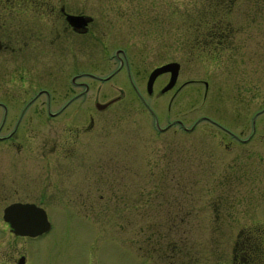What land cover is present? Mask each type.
Segmentation results:
<instances>
[{
    "label": "rangeland",
    "instance_id": "374dc122",
    "mask_svg": "<svg viewBox=\"0 0 264 264\" xmlns=\"http://www.w3.org/2000/svg\"><path fill=\"white\" fill-rule=\"evenodd\" d=\"M33 1L42 13L34 21L27 9L26 59L14 58L10 70L0 66V85L18 81L19 60L20 90L44 86L52 95L63 93L55 80L86 70L93 120L86 132L78 116L21 120L14 138L25 149L66 146L54 187L41 176L31 180L43 158L15 149L3 155L12 183L0 191L20 198L0 197V264H18L20 255L21 264H230L237 234L264 228L262 204L249 211L243 198L246 164L264 160V0ZM58 3L90 16V29L70 35L55 17ZM213 15L230 33L212 48L198 38ZM55 31L69 41L63 50ZM117 49L126 67L118 68ZM167 61L179 65L175 83L160 93L167 73L159 74L146 93L148 72ZM252 115L254 141L224 130L246 136ZM11 201L42 207L48 230L13 234L1 219Z\"/></svg>",
    "mask_w": 264,
    "mask_h": 264
},
{
    "label": "flooded vegetation",
    "instance_id": "af4514ba",
    "mask_svg": "<svg viewBox=\"0 0 264 264\" xmlns=\"http://www.w3.org/2000/svg\"><path fill=\"white\" fill-rule=\"evenodd\" d=\"M2 1L3 0H0V4ZM7 1L9 2L8 4L2 2V4L0 5V29H4L0 32V66L5 69L6 67H9L11 65L9 68L10 70L13 66L11 63L14 58L19 57L20 60L26 59L25 55L21 51H25L24 49H26L28 46L27 39L29 33L22 32L21 30L25 27L26 24L25 19H27V9H34V11H31V13L35 15L32 16L34 21L39 19L38 14H41L42 11L37 10L39 4H37V2L33 0ZM262 4L264 5V1H262ZM56 12L57 16L55 17L63 22L62 27L66 29L68 33H70V35L72 34L82 36L90 29L91 19L79 28H73L70 24L67 23L65 19V14L67 13L86 15L84 12H69L64 9L63 3H58ZM60 34V32L55 31L53 40H57L56 48L62 46L63 50L67 46L66 43H69V41H62V38L59 37ZM18 52L21 53L19 54ZM118 52L121 53V57L118 56ZM15 53H17L18 56L15 55ZM114 54L118 59V68H120L121 64L126 67L125 64L127 60L123 53V50L117 49ZM20 60V64L14 66V68L18 71L16 72L19 73L18 81L22 84L23 80L22 74H20V72H23V67ZM70 67L71 68L69 70H75L72 64L70 65ZM164 73L167 72H162L160 74ZM91 76L92 75L90 74V72L86 70H79L75 71L69 76L68 82L65 78L62 81L55 80L56 82L54 89L57 90V88L62 86L63 93L61 95H59L58 90V93L56 95L52 90V95L51 92L44 86L35 87L33 85V87L29 88V85H27L28 89L20 90L21 88H25L26 85H17L16 82L18 81H14L15 78L10 80V84L0 85V186L5 187V184L12 183L11 180L5 179V169L7 163L3 160V155L12 151V149L21 152L22 155H25V153L29 155L30 152H33L35 156L43 158V164L40 167H36V169H34L35 174L32 176L31 180L36 181L41 176L42 178L40 180L45 181L46 185L50 184L52 187L55 186V183L52 181V173H54V171L56 172V170L59 168L58 157L59 154L61 155L62 151L64 150L66 143H59L56 145L52 143L51 146H48L46 148L39 145L35 149L31 146H27V150L24 148L22 143H19L14 137L17 135V131L23 117H30L33 115L35 116L33 119L40 118L37 115H41L40 119L42 121L59 119L60 117L65 115H68L70 119H72L73 116L74 118L78 116V120L87 121V126H85V124L87 123H81L80 126L82 127H78L79 129H82V132H86L93 120L91 102L86 96L87 92L89 91V81H87L86 78H91ZM101 79L106 78L104 76L101 77ZM0 83H3L2 80H0ZM30 89L31 91H34L30 95H27ZM116 98L117 97H114L113 99L115 100ZM140 98L142 99L141 96ZM112 101L110 103H112ZM35 104L37 106H35ZM76 105L79 107H77ZM93 106L94 108L100 110L94 105V103ZM30 107L31 110H29L28 114L27 109ZM72 108L74 110H72ZM255 114L256 112H254L253 115ZM253 115L250 118L251 128L246 136L240 137L231 130H224L227 131L232 139L236 141L244 143L254 141L255 134L253 133L256 129L254 128ZM64 124L62 127V131L65 129ZM79 133H76V135ZM258 140L260 142H263L264 135L260 133V137L258 138ZM70 142L71 139L68 143ZM62 155H65V153ZM23 160L25 161V158ZM245 171L246 191L243 198L245 199L246 206L250 211V209L253 210L257 206L252 203L259 202L260 204H262V206L260 205L261 213L264 214V160L250 159L249 164H246L245 166ZM1 194L3 195L1 196ZM0 197L15 199L20 198V196H17L15 192H7L4 190L0 191ZM249 231L251 232L243 235L242 238H239L241 234H237V238H235L232 246V256L230 264H264V228H257V233H255V229L253 228L249 229Z\"/></svg>",
    "mask_w": 264,
    "mask_h": 264
},
{
    "label": "water",
    "instance_id": "95a60500",
    "mask_svg": "<svg viewBox=\"0 0 264 264\" xmlns=\"http://www.w3.org/2000/svg\"><path fill=\"white\" fill-rule=\"evenodd\" d=\"M65 19L68 24L73 28H79L83 26L87 21L91 19L88 15L82 14H65ZM178 63L176 61H167L160 65L154 66L147 74L145 80V89L150 92L152 82L155 76L161 72L168 71L169 76L166 83L159 89L160 92L170 88L176 78L178 71ZM206 82H204V91L206 90ZM111 100L99 103L95 102L94 105L101 109L107 105ZM2 219L8 224L10 231L16 235L22 236H36L46 231L49 228V222L46 218L44 210L35 205L32 202H20L13 201L2 207ZM23 262V256L20 255L17 258V263L21 264ZM246 264V263H240Z\"/></svg>",
    "mask_w": 264,
    "mask_h": 264
},
{
    "label": "trees",
    "instance_id": "16d2710c",
    "mask_svg": "<svg viewBox=\"0 0 264 264\" xmlns=\"http://www.w3.org/2000/svg\"><path fill=\"white\" fill-rule=\"evenodd\" d=\"M213 16L206 17L208 19L207 20L205 19L203 23L204 28L200 29L201 33L198 38L200 43L201 42L207 43L208 41L212 46V48L221 45L222 41L225 39V36L229 35L230 33L228 22L225 21V19L224 21L223 20L217 21L216 20L217 16L214 17Z\"/></svg>",
    "mask_w": 264,
    "mask_h": 264
}]
</instances>
